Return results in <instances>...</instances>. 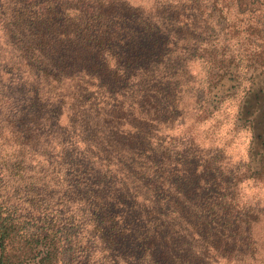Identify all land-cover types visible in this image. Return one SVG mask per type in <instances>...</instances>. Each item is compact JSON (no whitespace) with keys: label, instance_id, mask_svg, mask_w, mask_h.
Segmentation results:
<instances>
[{"label":"trees","instance_id":"16d2710c","mask_svg":"<svg viewBox=\"0 0 264 264\" xmlns=\"http://www.w3.org/2000/svg\"><path fill=\"white\" fill-rule=\"evenodd\" d=\"M143 1L0 0V264L264 259V0ZM189 95L246 161L166 134Z\"/></svg>","mask_w":264,"mask_h":264},{"label":"rangeland","instance_id":"374dc122","mask_svg":"<svg viewBox=\"0 0 264 264\" xmlns=\"http://www.w3.org/2000/svg\"><path fill=\"white\" fill-rule=\"evenodd\" d=\"M134 3H144L143 0H132ZM1 36V35H0ZM10 51L7 49L6 42L0 37V70L4 68L5 63L9 65L7 69L10 70L11 56ZM197 70V68L195 69ZM196 75V73L194 72ZM13 72H10L9 79L13 76ZM3 97L0 96V99ZM191 95L185 97V104L190 107L184 114L185 125L178 127L177 124L171 131L178 140L184 143L188 136L195 139L202 150L209 151L210 149H220L223 151L224 156L227 158L224 162L229 166H237L238 164L246 161L249 150V143L251 134L249 131L235 132L232 131L233 116L235 107L232 105L227 110H223L217 117H213L208 121L202 123H196L193 115V105L191 102ZM227 113H231L228 115ZM229 160V161H228ZM249 185V184H248ZM249 197L256 198L257 200L264 201V187L249 185L243 190ZM261 201V202H262ZM264 251V249H263ZM120 264H128L125 261H121ZM255 264H264V259H256Z\"/></svg>","mask_w":264,"mask_h":264},{"label":"water","instance_id":"95a60500","mask_svg":"<svg viewBox=\"0 0 264 264\" xmlns=\"http://www.w3.org/2000/svg\"><path fill=\"white\" fill-rule=\"evenodd\" d=\"M158 139H160V138H158Z\"/></svg>","mask_w":264,"mask_h":264}]
</instances>
